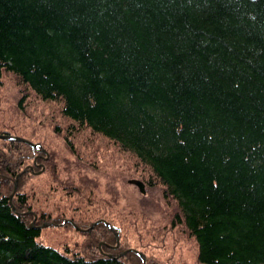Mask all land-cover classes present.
Listing matches in <instances>:
<instances>
[{"label":"trees","instance_id":"16d2710c","mask_svg":"<svg viewBox=\"0 0 264 264\" xmlns=\"http://www.w3.org/2000/svg\"><path fill=\"white\" fill-rule=\"evenodd\" d=\"M3 71L20 86L17 110L33 94L58 105L64 139L88 129L116 146L147 183L144 194L137 188L144 204L160 186L174 206L161 212L193 239L198 263L264 264V0H0ZM36 153L0 138V264H141L133 251L116 256L124 243L115 247L116 229L103 222L84 232L83 251L41 240L28 219L36 188L23 190L33 170L9 197ZM73 161L53 165L65 175L53 168L46 180L50 192L62 186L41 221L64 220L69 205V218L87 226L106 202L120 206L111 179L101 189L79 162L80 181ZM139 208L129 202L125 217L155 213ZM154 227L159 240L166 231Z\"/></svg>","mask_w":264,"mask_h":264},{"label":"rangeland","instance_id":"374dc122","mask_svg":"<svg viewBox=\"0 0 264 264\" xmlns=\"http://www.w3.org/2000/svg\"><path fill=\"white\" fill-rule=\"evenodd\" d=\"M19 87L15 79L8 73H3L0 77V133H2L1 129H5L10 133H18L24 137L27 136V138L34 142L41 143V147L43 148L41 154L48 160L46 172H44V167L35 166L33 174L29 175L23 184V190L27 193L32 186L36 188V193L30 200L34 202L35 213L38 215L36 219L28 217L29 221L33 220L35 224H41L44 221L53 222L52 225L41 229L40 238L44 243L59 250L68 248L70 252L79 249L83 251L81 249L85 245L83 234L86 231L92 230L93 227H87L90 222L87 226H79L82 232L81 230H77L78 226H74L77 224L69 218L72 217L69 214V205L64 207L67 211V217L64 220L56 218L41 221L40 211L43 210L42 208L50 209L55 206L53 202L49 201L52 200L54 194L57 196L60 193L59 188L62 186L57 181L60 186L56 185L55 188L57 190L50 192L47 189L46 180L49 179L51 181L50 173L53 171V168L57 170L53 165H57L58 169H60L63 161L69 159V163L74 160V170L78 173L75 175L77 179L79 178L80 181H83L87 177V175L84 177V172L81 169L80 171L77 170V167L80 165L79 162H83L82 164L89 169V175H93L95 179L98 178L101 183V189L104 186L106 187L111 179L113 186H115L121 195L120 206H113L106 202L104 210L97 209L91 212L96 221L102 222L100 219L110 218L112 223L119 224L122 228V231L114 230L115 240L118 238V244L114 246L119 247V241L124 243L123 246L120 245L121 250L116 252V256L124 255L128 251H132L130 247H135L145 252L147 256L146 262L150 260V262L156 261L155 264H200L197 261V249L193 239L180 226L169 224L166 221L169 217L168 214L163 216L161 210H163L164 205L167 204L169 206L167 211L171 212L174 211V206L165 199L160 200L162 199L159 195V193L162 194L160 186H156L159 193L153 191V194L147 197L149 204H144L140 200L142 194L137 190V187L127 182L128 178L136 177L138 172L134 169L133 163L124 154L120 153L116 146L109 143V140L92 134L88 129L75 130L74 128H70V131L73 133L69 135V141L74 142V144L71 142L69 144L70 148H67L64 146V139L62 137V132H67L65 129L67 122L63 124L65 119L60 117L58 105L55 102L41 101L31 94L26 101L28 108L19 111L15 107V99L20 95ZM56 125L59 126L58 129L61 128L62 132L55 131ZM33 126L36 127L35 131H31ZM30 160L28 159L27 165L32 164ZM34 172L36 173L34 174ZM57 172V176L61 180L62 176L65 175L64 171L59 172L57 170ZM77 179L73 181L75 186L78 183ZM38 183L42 185V190L49 192L50 196L45 194V192L38 191V186H36ZM77 186H80V183ZM38 194L42 196L41 199H36ZM44 196L46 198H43ZM96 200L100 202L101 197L96 196ZM129 202L143 205L144 208H141L142 210H151L155 213L149 217L150 219L146 217L142 218L137 213L133 216L128 215L125 217ZM109 207L113 208L109 209ZM157 224L163 226L166 231H161L162 234L159 240L152 237L153 233L156 234L154 230L158 229L154 227ZM173 226L175 227L173 228ZM139 233L142 234L140 235Z\"/></svg>","mask_w":264,"mask_h":264},{"label":"bare ground","instance_id":"6f19581e","mask_svg":"<svg viewBox=\"0 0 264 264\" xmlns=\"http://www.w3.org/2000/svg\"><path fill=\"white\" fill-rule=\"evenodd\" d=\"M3 73H6V72H2V74ZM2 74L0 75V77L2 76ZM30 94H27V96H29ZM21 100H19V102H20ZM17 104H18V99H17V102H16ZM19 104H21V103H19ZM22 105H23V103H22ZM35 126H33V129H31V131H35ZM61 131V130H60ZM60 131H58V132H60ZM63 133L64 132H62V137H63ZM0 134H8V133H4V132H2V133H0ZM8 135H11L10 136V138H4V139H13V140H15V141H18V142H25V143H27L28 145H31V146H33L34 148H36V150H37V153H36V155L34 156V160H33V163L31 164V165H25L20 171H18L17 172V174H16V176H15V179H14V184H13V190H12V192L10 193V195H9V197H10V200H11V197L14 195V193L16 192V190H17V187H18V180H19V178H20V176H21V174L23 173V172H26V171H28V170H33V164H35V163H37L38 162V164H40L42 167H43V163L42 162H40V160H43V159H45V157L41 154V152L43 151V148L41 147V143H37V142H34V141H32L31 139H29V138H27V137H24L23 135H20V134H18V133H16V134H8ZM0 138H2V137H0ZM64 139V138H63ZM66 142H68L69 140H66V139H64ZM65 142V143H66ZM71 142V141H70ZM69 143V142H68ZM25 167H27V169L26 170H24V168ZM131 179H137V180H139L142 184H143V191L140 189V187L138 186V184L137 183H134V182H132L131 181ZM127 182L129 183V184H132V185H135L137 188H138V190L142 193V194H144L145 192H147V188H146V185H147V183L145 182V180L143 179V178H140V177H138V176H136V177H131V178H128L127 179ZM27 203H28V201H27ZM13 209L15 210V211H17L16 210V208L15 207H13ZM24 213H34V211L33 210H27V211H23ZM37 214L36 213H34V215H33V219H36L37 217ZM101 218V217H100ZM105 221H107L106 219H104ZM66 221V220H65ZM65 221H63V222H65ZM107 222H109V221H107ZM53 222L52 221H44L43 223H41V224H37V226H38V228L41 230L43 227H45V226H49V225H51ZM92 223H94V225H93V227L92 228H94V226L97 224V223H99V221L98 222H96V220H95V218H93V220H92V222L90 223V224H92ZM104 223V222H103ZM35 223L33 222V220L32 221H30V225H34ZM43 224H45V225H43ZM89 224V225H90ZM105 224V223H104ZM74 225V224H73ZM89 225L87 226V227H89ZM106 225V224H105ZM74 226H78V225H74ZM106 226H108L110 229H116L115 231H119V226H114V225H111V223L109 222V225H106ZM86 227V228H87ZM81 227H79L78 226V229L77 230H81L80 229ZM81 232H82V230H81ZM47 244V243H46ZM104 242L102 241H100L99 243H98V248L100 249V251L102 252V254L103 255H105L107 252L104 250ZM115 244H116V242H115ZM114 244V245H115ZM49 245V244H48ZM110 245V244H109ZM111 246V245H110ZM130 248H134V249H136L135 247H130ZM137 250H139V249H137ZM133 251V250H132ZM139 251H141V250H139ZM134 252V251H133ZM142 253H144V257L143 258H145V260H144V263L146 262V259H147V256H146V254H145V252H143V251H141ZM134 253H136V252H134ZM140 258H141V264H143L142 263V257L138 254V253H136Z\"/></svg>","mask_w":264,"mask_h":264},{"label":"water","instance_id":"95a60500","mask_svg":"<svg viewBox=\"0 0 264 264\" xmlns=\"http://www.w3.org/2000/svg\"><path fill=\"white\" fill-rule=\"evenodd\" d=\"M10 136L11 135H8V134H0V137H2V138H10ZM26 169H27V167L24 168V170H26ZM131 181L134 182V183H137L138 186L140 187V189L143 191V184L139 180L131 179ZM98 221L99 220H97L96 222H98ZM100 221L104 222L106 225H109V222L105 221L104 219H100ZM43 225H45V224H43ZM93 225H94V223L90 224L89 227H92ZM116 244H118V238L116 239ZM116 244H115V246H116ZM131 250H133L134 252L138 253L142 257V263H144V260H145V258H143L144 257V253H142L141 251H139L137 249H134V248H131Z\"/></svg>","mask_w":264,"mask_h":264}]
</instances>
